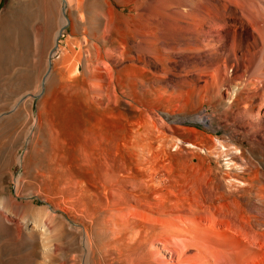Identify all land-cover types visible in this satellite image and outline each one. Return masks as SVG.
Here are the masks:
<instances>
[{"label": "bare ground", "instance_id": "bare-ground-1", "mask_svg": "<svg viewBox=\"0 0 264 264\" xmlns=\"http://www.w3.org/2000/svg\"><path fill=\"white\" fill-rule=\"evenodd\" d=\"M115 1L134 5L147 15H123L108 0H61L68 13L64 25L88 24L84 60L79 54L71 63L64 54L62 68L53 70L48 58L41 90L31 98H17L10 111L16 113L26 102L33 112L34 96L40 97L42 107L50 92L44 85L50 79L58 85L78 73L75 66L84 61L80 77L92 111L121 117L123 130L109 148L105 147L109 142L88 134L92 141L81 159L87 169L84 176L61 162L64 137L56 122L38 113L34 169L15 177L19 146L7 178L0 177V236L9 239L7 245L15 254L24 253L16 258L17 264H264V157H252L226 138L216 141L208 133L183 127L187 115L212 126L208 115L198 117L197 113L206 102L215 107V93L226 80L225 65L224 69L219 63L194 67L195 106L190 105L194 91L189 87L179 109L168 112L165 98L142 99L134 86L127 91L110 64L132 59L135 50L138 60L152 55L165 75L167 63H179L185 51L193 52L195 45L210 41L213 28L224 32L226 43L230 40L236 46L250 43V30L261 45L254 72L264 79V0ZM87 7L91 18H87ZM157 18L165 20V27L158 26ZM115 21L124 25L120 34L114 29ZM158 30L163 31L159 36ZM62 34L59 29L53 39L55 48ZM126 34L131 44L125 42ZM164 75H155L154 85L164 81ZM200 76L210 83L197 86ZM237 78L240 82L242 75ZM189 132L198 138L186 136Z\"/></svg>", "mask_w": 264, "mask_h": 264}, {"label": "rangeland", "instance_id": "rangeland-1", "mask_svg": "<svg viewBox=\"0 0 264 264\" xmlns=\"http://www.w3.org/2000/svg\"><path fill=\"white\" fill-rule=\"evenodd\" d=\"M46 1L47 4H44L43 0H0V177L4 179L7 178L8 168L13 161V152L19 146H21L18 153L20 162L13 167L15 177L24 174L26 170L32 171L34 169L38 160V146L35 141L37 137L35 119L38 113L44 118L47 117L54 124L56 122L57 125H55L61 132V138L64 137L65 141L69 140L64 141V147H60L61 162L64 165H69L70 169L75 172L80 171L84 176L87 175V169L81 159H83L82 155L85 148L88 147L89 141H92V139H88V134L96 136L93 137L101 140V142L106 141V144L109 142L108 146H105L109 148L112 145L111 143L114 142V138L121 133L125 124L124 119H119L121 117L113 116L111 113L92 111L84 93L86 86L80 77L86 66L84 61L75 64L78 73H71V77H69L70 75L66 76L67 79L65 78L59 84L57 83L58 85H56L57 81L53 79H50L44 85L50 89V92L48 94L49 98H46L42 107L39 105L40 97L34 96L32 98L33 112L29 111L30 108L26 102L22 103L24 105H21L19 110L16 111L18 115L13 110L10 111L17 98L21 96L24 99L31 98L32 95L38 93V90H41L39 82L46 73L47 66L45 64L48 58L52 60L51 68L53 70L62 68L60 64L61 57L64 54L69 55L71 63H76L79 54L82 55L84 60L83 43L85 42L84 39L89 40L88 35L90 34L88 24L76 25L73 28L67 24L64 25V19L68 18L67 11H64V4L61 0ZM108 2L114 10L123 11V15L143 13V9L137 8L135 10L134 5L123 6L115 0H108ZM159 10L163 12L160 5ZM144 14L147 15L146 12ZM86 15L87 18L92 17V12L88 7ZM157 19H159L158 26L165 27V20ZM149 22L155 23L154 20ZM59 29L63 31V34L57 37L56 45L58 47L55 48L53 39ZM114 29L120 34V31L124 30L123 23L115 21ZM162 32L158 30V36ZM251 32L249 30L250 43L236 46L230 40L226 43L224 32L213 28L208 34L210 41L206 40L195 45L193 52L185 51V58H182L179 63H167L169 68H165V75L162 74L160 64L152 58V55L138 60L135 50L132 52V59L111 60L110 64L119 74V78L124 83L127 91L134 86L138 96L142 99L156 101L165 98L167 100L166 108H164L165 105L162 108L168 112L179 109L183 99L181 96L185 97L184 94L187 92L185 89L189 90V87L190 90L193 89L191 91H194V93L192 92L193 99L190 105L192 103L193 106L191 107L195 106L197 95L191 84L194 79L192 77L194 67H206L219 63L223 68V65H225L226 80L221 89L215 93V107H210L209 103L206 102L197 113L198 117L208 115L212 126L207 127L204 123L193 120L187 115L184 118L183 127L186 130L192 128L193 130L196 129L194 131L197 132L208 133L207 135L212 136L216 141L226 138L233 146L242 148L250 156L264 157V79L256 77L254 72L261 54V45L257 40L258 37ZM124 40L126 43L131 44L129 34H126ZM251 43L255 45L251 46ZM162 50L165 55V47H162ZM189 53L195 55L196 58H193ZM160 74L165 76V80H159L154 85L152 78ZM239 75H242L240 82L237 78ZM208 80L205 76H200V82L197 83V86H203L204 81ZM208 82L210 83V81ZM153 87H155V90L152 89L151 91L150 88ZM52 88L53 90H51ZM210 90H208L209 96L213 93ZM79 95L82 96L79 97ZM52 98L54 101L51 100ZM109 117H111V121ZM113 119L117 120L114 121ZM90 127L94 128L90 129ZM189 134L193 135L194 138H198L194 133H185L186 136ZM112 137L113 140H111ZM76 142L79 143L78 146ZM33 199L40 206L44 205V202L39 201L37 197H33ZM8 241V238L0 236V264H13L12 260H16L15 264H17L18 260L16 258L24 253L15 254L14 249L7 245Z\"/></svg>", "mask_w": 264, "mask_h": 264}]
</instances>
